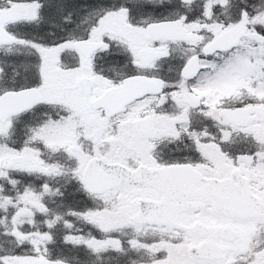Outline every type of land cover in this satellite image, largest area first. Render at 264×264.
<instances>
[{
  "label": "snow or ice",
  "instance_id": "snow-or-ice-1",
  "mask_svg": "<svg viewBox=\"0 0 264 264\" xmlns=\"http://www.w3.org/2000/svg\"><path fill=\"white\" fill-rule=\"evenodd\" d=\"M0 264H264V0H0Z\"/></svg>",
  "mask_w": 264,
  "mask_h": 264
}]
</instances>
